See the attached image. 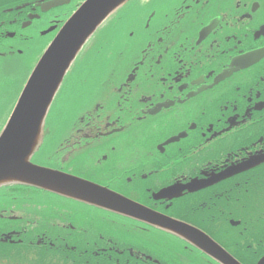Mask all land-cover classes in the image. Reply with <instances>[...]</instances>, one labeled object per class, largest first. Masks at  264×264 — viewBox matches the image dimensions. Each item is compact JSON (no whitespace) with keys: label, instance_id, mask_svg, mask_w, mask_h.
<instances>
[{"label":"flooded vegetation","instance_id":"1","mask_svg":"<svg viewBox=\"0 0 264 264\" xmlns=\"http://www.w3.org/2000/svg\"><path fill=\"white\" fill-rule=\"evenodd\" d=\"M83 1L0 0L5 98ZM103 37L112 42L105 43L108 65L98 86L88 91L91 79L75 83L73 76L56 100V108L65 103L70 116L65 123L54 122L50 132L46 127L47 136L67 134L53 156L46 153L51 167H68L67 173L188 222L241 264H257L264 256V227L251 225L247 217L243 178L263 175L264 164L215 184H208V176L217 178L225 168L264 154V57L213 85L235 58L264 49V0H131ZM194 81L204 90L201 99L192 95ZM82 157L91 164L84 165ZM165 189L173 191L155 197ZM27 191L36 194L29 197ZM7 192L2 199L8 216L27 221V208L39 207L40 191L18 185L0 194ZM97 213L115 226L106 239L108 251L100 244L104 235L63 227L65 234L17 233L0 241V264H12L13 247L25 258L34 255L37 264H151L142 260L153 258L149 250L173 263L220 264L185 240L179 252L171 240L130 236L129 228L142 226L138 222ZM8 224L6 234L16 222Z\"/></svg>","mask_w":264,"mask_h":264},{"label":"water","instance_id":"2","mask_svg":"<svg viewBox=\"0 0 264 264\" xmlns=\"http://www.w3.org/2000/svg\"><path fill=\"white\" fill-rule=\"evenodd\" d=\"M126 0H88L68 20L43 55L0 136V186L18 183L143 219L150 213L105 189L66 174L36 166L29 159L38 146L41 126L73 58L100 24ZM145 213H142V212ZM148 213V214H147ZM153 224L170 228L223 264H238L191 229L161 218ZM144 220V219H143Z\"/></svg>","mask_w":264,"mask_h":264},{"label":"bare ground","instance_id":"3","mask_svg":"<svg viewBox=\"0 0 264 264\" xmlns=\"http://www.w3.org/2000/svg\"><path fill=\"white\" fill-rule=\"evenodd\" d=\"M127 3H122L117 8V13H110L109 16L105 19V21L110 24L115 19L116 15L121 11V9L126 5ZM100 42L103 44L104 48L107 49L110 45L106 46V42H112V38H101ZM262 57H264V49H260L257 51L250 52L244 56L235 58L227 69L220 72L215 78L213 85H216L219 82H222L225 80L229 75H231L234 72H237L239 70L245 69L249 67L251 64H254L259 61ZM73 67L77 70V72L86 77V78H92L91 86L88 87V91L94 90L95 87L98 86L97 80L101 79L99 76H97L99 72V66L100 63L94 62L92 60L84 59L79 54L73 58V61L71 62ZM65 75L66 82L69 84L70 79L73 77L74 71L73 70H67ZM198 81H194L192 83V86L194 87V91H192V95L194 97H197L198 99H201L204 95V90L200 87V84H198ZM229 127L234 126L233 123H229ZM53 156V155H52ZM81 161L84 165L91 164L90 160H85L83 157L81 158ZM71 160H69V163ZM39 166V165H37ZM40 167V166H39ZM62 168L55 167L54 170L57 172H60L62 174H66L68 176H71L76 179H82V177L76 176L71 173L65 172L66 169L69 170L68 167L61 166ZM65 169V171L63 170ZM93 185V184H92ZM102 188L100 185L98 186ZM103 189V188H102ZM109 192L108 190H106ZM48 201V200H47ZM41 199V202L39 204V207L37 209H31V207H28V218L27 221H22L18 219L19 217H16L14 214H11L8 216V214L5 212V210H0V236L6 234L5 226L9 225L8 223L10 221L16 222V229L17 232L29 236H36L41 234H56V233H62L65 234V231H58L56 227H51L47 225L40 224L39 220L44 219L46 216H50L56 223H62L64 226L62 227H72V226H79L82 229H85L89 232H92L93 234L104 232L109 229V225L107 222L102 221V218L100 216H97V212L101 211L102 207H98L93 204H89L86 202H81L75 199H72V202L70 204L64 203V201H55V202H47ZM66 205V206H65ZM41 208H51L53 214H46L45 212L41 211ZM142 213H145L144 211ZM60 227V225H59ZM200 234H206L205 231L200 230ZM99 235V234H98ZM102 235V234H101ZM100 235V236H101ZM106 235H109L106 233ZM106 239H111L109 237L104 238L103 241L100 242L101 247L103 248V251H108L111 244L106 241ZM61 241V240H59ZM46 240L43 241L45 243ZM55 242V241H53ZM69 243H72L73 241H67ZM41 244V243H38ZM103 254V253H101Z\"/></svg>","mask_w":264,"mask_h":264},{"label":"rangeland","instance_id":"4","mask_svg":"<svg viewBox=\"0 0 264 264\" xmlns=\"http://www.w3.org/2000/svg\"><path fill=\"white\" fill-rule=\"evenodd\" d=\"M2 84V81H0V85ZM3 91H5L4 89H0V132L2 131L5 123H6V120L9 116V112H10V108L8 110H3L1 108V106L4 104V101L5 99L2 98L4 96L3 94ZM16 96H14L10 101L13 103L14 102V99H15ZM63 114V113H61ZM56 115L52 114L51 117H50V120L48 122L51 123V125L55 122V125H56ZM66 120H67V117H66ZM38 159V158H37ZM253 186V187H252ZM245 187L247 188H256V190H261V193L259 195H256L258 196V200L257 202H255L254 204H246V208L245 210L249 213V216L252 218L253 216L255 215H258V214H262L261 216H259L258 218H255L257 222L261 223L263 226H264V174H258V175H255V176H250L249 177V181L248 183L245 185ZM252 192V191H251ZM253 196V195H252ZM261 199V200H260ZM250 209V211L248 210ZM201 211L200 210H197L196 213H200ZM243 216L242 212L238 211L237 210V213H235V217L237 219H240L241 217ZM241 220V219H240ZM114 230V229H113ZM112 230V231H113ZM142 229L140 228V231ZM140 232L139 230H136L135 228H130L129 229V235L132 236V237H135V238H140V235L137 233Z\"/></svg>","mask_w":264,"mask_h":264},{"label":"snow or ice","instance_id":"5","mask_svg":"<svg viewBox=\"0 0 264 264\" xmlns=\"http://www.w3.org/2000/svg\"><path fill=\"white\" fill-rule=\"evenodd\" d=\"M262 264H264V257H262Z\"/></svg>","mask_w":264,"mask_h":264}]
</instances>
